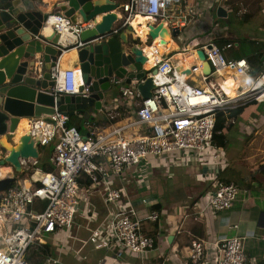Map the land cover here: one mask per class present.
<instances>
[{
    "label": "built area",
    "instance_id": "built-area-1",
    "mask_svg": "<svg viewBox=\"0 0 264 264\" xmlns=\"http://www.w3.org/2000/svg\"><path fill=\"white\" fill-rule=\"evenodd\" d=\"M182 2L183 0H126L119 4L116 11L119 25L112 28V35L118 36L127 27L136 33L132 23L141 17L144 25L138 26L145 29V40L141 43L148 49L159 47V35L153 41L149 40L150 26L162 25L169 30L170 35L173 30L181 33L192 17V12H186ZM34 9L46 16L42 30L49 27L54 37H60L57 49L61 54L67 52L65 50L73 44L77 43V47H81L83 44L77 40L80 33L94 28L92 23L74 24L62 12H53L38 1H35ZM39 34L45 37L42 31ZM53 36L45 38L52 39ZM217 38V34H211L204 42L192 43L181 52L167 57L153 50V64L144 68L155 86L149 99H142L135 81L130 85L121 84L125 78L117 82L121 100L127 99L133 104L139 101L134 125L146 126L143 135H124L123 131L130 126L109 130L98 124L90 125L87 132L82 133L76 127L68 125L69 118L59 112L57 106L53 108L52 114L33 117L28 121L26 133L34 139L36 146L46 147L55 143L51 158L55 170L33 171L30 174L33 185H26V181L21 179L15 185H7L0 191V264H31L27 261L29 252L36 249V246L40 247L43 236H53L73 225L80 204V179H85L94 187L99 183H107L111 176L120 178L125 171L145 164L150 158H160L172 152L197 155L204 153L216 147L213 136L217 113L243 105L264 104V55L258 68L250 74L252 67L247 60L229 59L226 52L232 49V44L219 47L216 44ZM138 39L142 41L139 35ZM181 39L179 34L177 40L182 41ZM148 41L151 43L148 44ZM199 50L205 56L209 73L204 71V64L199 60ZM189 52L194 53L195 62L178 71L182 59ZM142 53L149 61L143 48ZM59 57L48 71L53 85L46 92L55 99L59 96H89L81 69L78 66L60 69ZM153 69L156 70L154 75L150 74ZM229 74L244 83L233 95L226 92L223 83L224 77ZM193 75L200 78L201 85L187 82ZM257 133L250 137L251 141L257 143L256 154H244L242 157V162L249 169L264 166V144L256 141ZM20 164L26 167L30 163L21 160ZM10 173L9 166H0V183L9 179ZM237 197L238 188L233 183L215 180L202 211L218 213L230 210ZM124 198L120 190L106 188L104 202L114 206L121 203V206H117L116 213L109 221L110 229L92 232L90 242L96 249H109L112 244L118 243L129 253L143 255L153 249L154 239L144 233L142 221L129 204L123 203ZM38 201L44 203V207L35 211L34 206ZM148 220L156 222L157 213H152ZM109 232L114 235L113 243L109 240ZM205 243L200 238L190 240V264L201 263ZM243 246V238L238 236L215 243L213 250L216 264H245ZM46 264L59 262L58 259L49 257Z\"/></svg>",
    "mask_w": 264,
    "mask_h": 264
},
{
    "label": "crops",
    "instance_id": "crops-1",
    "mask_svg": "<svg viewBox=\"0 0 264 264\" xmlns=\"http://www.w3.org/2000/svg\"><path fill=\"white\" fill-rule=\"evenodd\" d=\"M35 1L45 4L53 12H61L57 8L61 0H30L28 6L34 4ZM114 1L117 4H122L126 0ZM187 1L183 0L182 2L186 12H192L187 27L193 25V23L191 25L192 18L196 15L202 14L204 17L203 25H201L203 21L198 23L201 18L197 16L196 19L199 20L196 22L198 24L192 26V29L188 31V36H182L181 40L185 39L188 42L186 46H190L192 43L204 42L207 39V37L205 39L202 37L201 41L195 40L196 37L203 35V31H208L212 21L210 17L212 12L210 13L208 10L211 11L215 5L209 0V6L204 7L205 2L200 1L202 6L192 10L188 7ZM216 1L224 9L226 16L227 12L232 11L222 4L227 0ZM203 11L206 14H203ZM136 20L138 21L137 27L140 24L144 25V19L141 17ZM118 25L119 22L114 27ZM139 29L140 33L136 31L137 34L134 31L129 32L127 29L122 33H125L133 44L136 39L139 40L138 35L142 40L139 42H143L144 29L140 27ZM40 31L45 36L42 28ZM218 40L217 38L216 44ZM227 44H232V42ZM172 45L174 47L168 45V49H165L167 51L164 53L165 57L174 54L172 53L173 50L178 48L174 43ZM143 47L146 48L145 45ZM261 53V58H263L264 51ZM39 57L37 54L36 59ZM182 57L184 56H178V58ZM227 57L235 59L230 58L228 54ZM241 58L246 59L243 56L237 59ZM191 59V55L186 54L185 59L181 61V68L188 67L191 64ZM36 61L33 72H29L28 75L35 81L44 83L45 88L47 87L45 91H49L50 86L43 77L42 65L38 60ZM58 65L62 70L77 67L75 52L62 53L58 59ZM198 83L195 85H201L200 79ZM223 83L229 95H233L238 88L233 79H224ZM233 88L236 89L233 90ZM136 102L135 105L127 99L123 101L117 94L112 102L108 101L103 104L101 111L93 110L87 118L83 112H76L74 116L69 118V124L76 128L79 127L82 133H86L90 125L98 124L109 130L130 126L123 131L124 135H143L146 132V126L134 125L139 101ZM250 105L249 107L253 106V104ZM251 110L252 112L249 111L250 115L246 116L247 113L244 112L236 118L227 120L229 128L225 132L226 143L223 147L216 146L198 155L172 152L160 158H150L145 164L125 171L120 178L111 176L107 183H99L94 187L85 179H80L78 181L80 204L76 213L79 215L80 222H74L69 229L49 236L50 241H43V243H49L51 248L56 247L59 264H190L188 259L190 240L200 238L206 242L200 264H216L213 245L224 239L238 236L243 238L245 264H264V166L249 169L242 162L244 154H256L257 143L251 141L252 134L258 132L256 141L259 144H264V115L255 111V107H252ZM30 119L32 118H21L15 134L11 136L17 135L23 120H26L28 125ZM51 158L52 154L49 156V162L43 164L41 169L39 168V160H25L30 164L26 167L21 166L22 170L18 175L10 165L6 164L11 168L10 178H13V182L9 185H15L16 181L21 179L26 181V185H33L30 174L33 171L46 172V169L49 168L48 165H53ZM215 180L233 183L238 188L237 200L233 207L227 211L218 213H212L208 210L202 211ZM107 187L120 190L125 197L123 203L129 204L135 210L137 218L142 221L144 233L154 239L152 250L143 255H137L129 253L118 243L112 244L109 249H96L90 242L92 232L107 230L110 219L121 206V203L114 206L104 202L103 194ZM156 205L158 210H151ZM152 213L158 215L156 222L148 220ZM73 227L75 230L72 232ZM113 236V233L109 232V240L112 243ZM61 257H64L63 261Z\"/></svg>",
    "mask_w": 264,
    "mask_h": 264
},
{
    "label": "water",
    "instance_id": "water-1",
    "mask_svg": "<svg viewBox=\"0 0 264 264\" xmlns=\"http://www.w3.org/2000/svg\"><path fill=\"white\" fill-rule=\"evenodd\" d=\"M29 1L0 0V166L8 164L16 174L21 173V160L39 159V147L28 133L17 141L16 136H11L21 118L52 114L55 106L68 118L76 112H83L87 118L93 110L101 111L103 104L115 99L117 82L124 78L122 85L137 83L142 99L151 98V91L155 89L144 69L147 59L142 53L141 42L131 43L125 33L112 35V28L119 22L116 14L119 4L114 0H61L57 8L74 24H94L93 29L83 31L77 38L83 44L81 47L76 43L65 50L75 52L89 96L55 99L49 95L44 83L28 74L33 72L38 60L44 70L43 77L50 87L53 85L48 71L61 55L57 49L60 37L55 35L48 39L39 34L46 16L35 11L34 4L28 6ZM217 17H226L222 7L217 8ZM127 30L130 32L131 28ZM179 34L178 30H173L170 35L168 29L159 25L150 26L148 37L153 41L159 35L160 45H166ZM37 54L39 59H36ZM197 55L209 73L203 52L199 50ZM155 73V69L150 72ZM12 182L10 178L0 183V191Z\"/></svg>",
    "mask_w": 264,
    "mask_h": 264
},
{
    "label": "rangeland",
    "instance_id": "rangeland-1",
    "mask_svg": "<svg viewBox=\"0 0 264 264\" xmlns=\"http://www.w3.org/2000/svg\"><path fill=\"white\" fill-rule=\"evenodd\" d=\"M200 1L205 2L204 7L206 5L209 6V0H188V7L192 8V10L198 9L200 6ZM214 3L215 6L211 8V11L208 10L211 17V25L208 31H203V35L200 37H196L195 40L201 41V39H205L209 37L211 34H217L218 39H227L230 40L233 44V49L228 51L227 54L230 58H240L241 56L246 57L252 52H263L264 51V0H227L224 4L227 9L232 10L227 12L226 17H217V8L220 7L218 1L210 0ZM203 14L206 12L203 11ZM245 15H249L250 18L245 19ZM197 16H200L201 20L196 19ZM196 17L192 18L191 25H197L200 21L204 20L202 14L196 15ZM195 18V19H194ZM197 20L198 23L196 22ZM204 21L201 25H203ZM192 25V26H193ZM192 26H188L184 32H181V36L187 35L188 31L192 29ZM208 28V27H207ZM145 40V29L143 31ZM188 36V35H187ZM203 37V38H202ZM173 43L176 47V50H173L172 53L181 52L183 48H185L188 42L183 39L182 41L177 40V38H173ZM139 40H135L134 44H138ZM183 43V44H182ZM149 44V42H148ZM174 47V46H173ZM163 54V53H162ZM189 53H187L188 55ZM226 54V56H227ZM194 63V62H192ZM152 71V70H151ZM150 71V72H151ZM199 77L192 76L190 80L187 82L189 84H199ZM228 84V83H227ZM228 86V85H227ZM236 88H233L235 90ZM118 92V88L115 89ZM235 94V93H233ZM112 102V100H109ZM254 105V104H253ZM252 112V110H250ZM257 111L261 112V109H257ZM264 115V114H263ZM240 121V120H239ZM55 143H51L46 147L39 148V168H42V165L49 162V156L52 154L51 152L54 150ZM18 175V174H16ZM19 177V176H18ZM21 178V177H19ZM80 222L79 215L75 216L74 222ZM75 228H72V232ZM43 241H50L49 235L43 236ZM36 248H38L36 246ZM57 249L56 247L51 248V256L54 259H57ZM82 257V256H81ZM61 260H64V257H61ZM73 264V263H72Z\"/></svg>",
    "mask_w": 264,
    "mask_h": 264
},
{
    "label": "trees",
    "instance_id": "trees-1",
    "mask_svg": "<svg viewBox=\"0 0 264 264\" xmlns=\"http://www.w3.org/2000/svg\"><path fill=\"white\" fill-rule=\"evenodd\" d=\"M244 17L245 19L250 18L249 15H245ZM228 42H231V41L227 39H219L217 41V45L219 47H222ZM261 56H262L261 52H254L251 55H248L245 57L247 62L252 67L250 74L254 73V70L258 68ZM236 86L237 85L235 84V87ZM249 106L251 105H243V106H239L235 109H232L226 112L217 113L214 136H213V144L215 146L223 147L226 143L225 132L229 128L227 120L236 118L239 115H242L244 112L247 113L246 114L247 116L249 114V111L252 109V107H255V111H257V109L260 108L261 112L258 111V113L264 114V104H254L252 107H249ZM68 125L72 126L70 124ZM77 129L80 131L79 127ZM48 166L49 168L46 169V172H52L54 170L53 165L49 164ZM43 207H44V203L38 201L35 203L34 210L40 211ZM151 210H158L157 205L153 206ZM49 257H52L51 256V246L49 243H43L40 245V247L36 248L35 250L33 249L31 252H29L27 261L31 264H46Z\"/></svg>",
    "mask_w": 264,
    "mask_h": 264
},
{
    "label": "bare ground",
    "instance_id": "bare-ground-1",
    "mask_svg": "<svg viewBox=\"0 0 264 264\" xmlns=\"http://www.w3.org/2000/svg\"><path fill=\"white\" fill-rule=\"evenodd\" d=\"M137 24H138V21L136 20V21H134L133 22V26H134V28H135V30L137 31V32H139L140 33V29H139V27H137ZM44 34H45V36L46 37H52L53 36V32L50 30V28L49 27H46V29H44ZM170 43V44H169ZM173 41H169L166 45H160L159 47H152V48H145V47H143V49L145 50V52H146V55H148V57L150 58V60L149 61H147L146 63H145V68H149L150 66H152V57H151V52L153 51V50H157V52H158V54L159 55H161L162 53L164 54L165 52H167L166 50L168 49L167 47H172L173 45ZM169 45V46H168ZM167 48V49H166ZM166 49V50H165ZM165 50V51H164ZM164 51V52H163ZM189 54L191 55V63L192 62H195V56H194V53L193 52H189ZM180 68H181V66H180ZM204 71L206 72L207 71V66L206 65H204ZM182 74L183 75H185V73L184 72H182ZM186 76H189L188 74H186ZM224 79H233L235 82H236V84L238 85V87L239 86H242L244 83L242 82V81H240L237 77H233L232 76V74H229V75H226V77H224ZM27 129H28V127H27V121L26 120H23L22 122H21V126H20V128H19V130H18V132H17V135H16V141L22 136V133H26L27 132ZM21 134V135H20ZM20 135V136H19Z\"/></svg>",
    "mask_w": 264,
    "mask_h": 264
}]
</instances>
